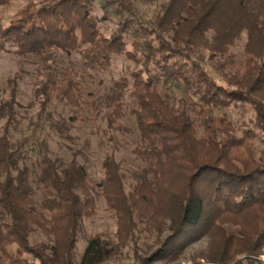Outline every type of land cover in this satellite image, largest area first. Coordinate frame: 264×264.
Wrapping results in <instances>:
<instances>
[{"label": "trees", "instance_id": "16d2710c", "mask_svg": "<svg viewBox=\"0 0 264 264\" xmlns=\"http://www.w3.org/2000/svg\"><path fill=\"white\" fill-rule=\"evenodd\" d=\"M7 1L0 0V6ZM26 1L9 19L0 16V51L36 57L47 70L35 90L41 96L37 119L52 97L75 109L86 103L74 75L59 79L50 71L48 60L54 55H78L84 69L103 72L114 56L138 62L137 52L143 54L141 69L113 82L111 98L118 109L124 91L134 100L139 137L133 152L142 165L130 181L113 154L103 157L96 191L77 151L68 160L52 156L43 139L35 167L29 166L20 145L11 141V130L21 123L18 100L13 93L0 102L2 264L108 261L114 247L100 233L88 237L75 260L79 236L95 208V191L123 231L133 235L140 224L157 235L169 230L150 259L172 252L170 247L181 249L193 231L215 237L208 259L214 264H227L243 253L247 264H264L256 258L264 246V0H169L161 5L157 32L121 0H103L107 8L120 3L124 12L116 11L118 30L109 36L100 29L105 17L94 13L97 0ZM126 29L133 51L126 49ZM243 32L246 41L238 59L229 49ZM187 101L193 116L184 107ZM241 103L251 105L254 127L237 134L226 114L214 110ZM37 231L49 241L34 240Z\"/></svg>", "mask_w": 264, "mask_h": 264}, {"label": "rangeland", "instance_id": "374dc122", "mask_svg": "<svg viewBox=\"0 0 264 264\" xmlns=\"http://www.w3.org/2000/svg\"><path fill=\"white\" fill-rule=\"evenodd\" d=\"M121 1L125 6L130 7L131 13L139 14L145 24L154 27L156 32L159 31L157 19L162 14L160 8L169 0ZM26 2V0L7 1L0 6V16L5 20L9 19ZM104 6L103 0H97L94 13L98 18L105 17L99 23L100 29L103 34L109 36L118 30L120 14H117L116 11H121L122 15L124 12L122 5L117 2H113L109 8ZM123 35L126 41V49L133 51L131 30L126 29ZM205 35L210 39L212 33L208 32ZM151 38L152 36H149V39ZM245 41L246 34L243 32L235 46L229 49V51L237 54L238 59L242 58ZM180 48L183 53H189V50L184 49L183 46ZM203 51L205 55L208 53L207 50ZM189 54L192 55V52L190 51ZM137 56L138 62L123 55L114 56L107 70L94 72L81 66L78 55L67 56L62 53L54 55L48 60L51 65L50 71L54 72L59 79L67 73L74 75L81 85L86 103L81 109H75L56 101L52 97L44 115L37 119L41 96H36L35 90L43 77L42 74H45L47 70L40 65L36 57L23 58L0 51V102L10 99L13 93L18 100L21 123L17 130H11V141L14 146L20 145L19 147L24 154V162L35 167L36 159L39 157L38 144L45 139L52 156H59L68 160L77 151V161L85 166L95 189L103 175L100 161L103 157L112 154L120 163L121 168L130 174V181H132V176L142 165L140 159L133 152L139 137L135 115L133 114L135 103L127 91L122 94L119 109L115 108V102L111 98L115 80L143 67L142 63L145 60L143 54L137 52ZM147 65L152 67V63ZM230 87L235 88V86ZM174 94L178 97L182 96L184 99L187 98V95L181 90H175ZM173 103L176 106L179 105L177 100H174ZM184 107L189 115H194L188 101ZM223 113L234 123L238 129L237 134L243 129L254 127V112L248 103L232 104L229 108L214 110L215 115ZM2 125L3 120L0 119V127ZM25 137H29L28 140L21 143ZM96 191L93 192L95 208L93 214L85 222L83 233L79 236L75 260H79L88 237L100 233L109 239L114 247L111 258L102 264H205L209 261L210 255L215 250V237L212 233H195L193 231H188V234L192 236L183 243L181 249L174 250L170 247L173 253L170 252L163 257L150 259L152 254L162 247L166 237L170 234L169 230L164 228L157 235L156 230L151 232L142 230L143 225L140 224L136 230L142 227L141 230L136 231L133 235L128 231H123L122 227L118 226L114 212ZM32 238L45 241L50 239L38 231L34 232ZM261 253L256 258L264 263V246ZM245 259L244 253L237 254L227 264H233L238 260L247 264ZM210 262L208 264H214Z\"/></svg>", "mask_w": 264, "mask_h": 264}]
</instances>
